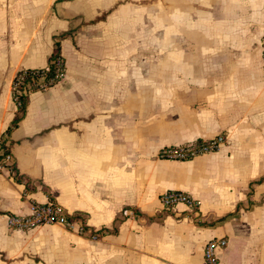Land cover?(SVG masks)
Returning <instances> with one entry per match:
<instances>
[{"label":"crops","instance_id":"1","mask_svg":"<svg viewBox=\"0 0 264 264\" xmlns=\"http://www.w3.org/2000/svg\"><path fill=\"white\" fill-rule=\"evenodd\" d=\"M263 37L264 0H0V264H206L215 237L218 264H264ZM57 51L65 77L18 110L15 74ZM221 133L217 151L159 156ZM171 189L199 206L163 209ZM49 200L86 233L9 229Z\"/></svg>","mask_w":264,"mask_h":264},{"label":"built area","instance_id":"2","mask_svg":"<svg viewBox=\"0 0 264 264\" xmlns=\"http://www.w3.org/2000/svg\"><path fill=\"white\" fill-rule=\"evenodd\" d=\"M263 68H264V37H263ZM53 66L52 73L50 72ZM66 61L60 54L51 57L45 67L21 68L15 74L11 84V97L18 110L26 107L27 99L36 91H44L60 82L66 74ZM226 141V135L221 133L210 139L190 141L184 144L167 145L161 148L159 156L169 160H189L198 155L217 151ZM14 171L8 139H0V172ZM163 209L172 210L178 204H185L190 209L199 206V200L186 191L171 189L160 196ZM124 214L130 217L136 215L133 208H128ZM73 213L66 211L54 200L41 203L36 202L26 214L9 213L6 217L7 225L11 230H28L45 224H62L69 229H77L80 234L85 233V226L78 220L71 218ZM226 237L210 239L204 247V259L206 264H218L217 252L227 245Z\"/></svg>","mask_w":264,"mask_h":264},{"label":"trees","instance_id":"3","mask_svg":"<svg viewBox=\"0 0 264 264\" xmlns=\"http://www.w3.org/2000/svg\"><path fill=\"white\" fill-rule=\"evenodd\" d=\"M58 55H60V53L57 51V52H55L54 54H53V56L52 57H57ZM52 70H53V66L51 67V69H50V72L52 73ZM71 218H73V219H75V220H78L83 226H85V229H86V224H85V222H84V218L82 217V215L81 214H79V213H74L73 215H72V217Z\"/></svg>","mask_w":264,"mask_h":264},{"label":"rangeland","instance_id":"4","mask_svg":"<svg viewBox=\"0 0 264 264\" xmlns=\"http://www.w3.org/2000/svg\"><path fill=\"white\" fill-rule=\"evenodd\" d=\"M103 232H104V231H103ZM103 232H102L101 234H99V235H102V234H103ZM85 233H86V230H85ZM85 233H84V234H85ZM99 235H97V234H96V236H97V237H98ZM93 236H94V235H93Z\"/></svg>","mask_w":264,"mask_h":264}]
</instances>
